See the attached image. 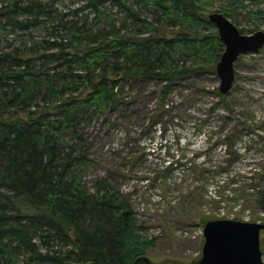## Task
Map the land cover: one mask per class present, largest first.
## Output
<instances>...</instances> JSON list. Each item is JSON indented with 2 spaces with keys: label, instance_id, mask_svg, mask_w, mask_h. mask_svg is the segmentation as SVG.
<instances>
[{
  "label": "trees",
  "instance_id": "16d2710c",
  "mask_svg": "<svg viewBox=\"0 0 264 264\" xmlns=\"http://www.w3.org/2000/svg\"><path fill=\"white\" fill-rule=\"evenodd\" d=\"M57 1L0 0V264H146L158 237L112 175L93 189L82 181L92 162L84 129L155 98L142 131L164 134L173 89L216 75L224 44L184 0H77L68 12ZM107 6L123 19L99 28ZM221 9L232 18L234 4ZM254 15L264 21V9ZM147 82L160 91L129 93ZM216 95L228 108V94ZM229 133L220 144L235 161L243 127Z\"/></svg>",
  "mask_w": 264,
  "mask_h": 264
},
{
  "label": "rangeland",
  "instance_id": "374dc122",
  "mask_svg": "<svg viewBox=\"0 0 264 264\" xmlns=\"http://www.w3.org/2000/svg\"><path fill=\"white\" fill-rule=\"evenodd\" d=\"M184 1L193 4V13L207 18L213 12L224 14L221 8L232 3L234 11L229 19L240 30L248 35L264 30V21L254 15L264 9L263 0ZM80 4L58 0L56 6L68 12ZM105 13L107 18L97 22L99 28L123 19L111 6ZM209 31L218 33L214 24L206 28L205 32ZM235 66L236 83L226 99L229 110L216 95L220 84L217 75L203 74L199 81L182 82L173 89L170 106L174 107V119L167 114L162 117L168 123L164 134L162 127L155 130V126L150 134L142 131L152 123L155 98L132 105L125 112L127 116L120 109L96 115L84 129L92 162L80 169L82 181L93 189L95 180L112 175L145 223L147 234L158 237L156 247L146 256L151 264H198L203 226L208 221L264 223V48L257 54L240 56ZM139 89L148 95L160 91V86L155 82L130 84L128 91L136 96ZM234 127H243L235 161L220 144ZM198 193L204 195L201 204L193 202ZM260 243L264 262V231Z\"/></svg>",
  "mask_w": 264,
  "mask_h": 264
},
{
  "label": "water",
  "instance_id": "95a60500",
  "mask_svg": "<svg viewBox=\"0 0 264 264\" xmlns=\"http://www.w3.org/2000/svg\"><path fill=\"white\" fill-rule=\"evenodd\" d=\"M224 44V51L216 65L220 80L219 92L227 95L235 86L236 62L242 55L257 54L264 48V30L243 34L224 14L208 16ZM264 223L234 219L211 220L203 226L204 244L198 264H264L260 237ZM139 260L151 264L144 256Z\"/></svg>",
  "mask_w": 264,
  "mask_h": 264
}]
</instances>
